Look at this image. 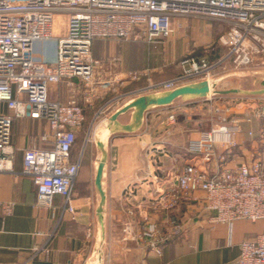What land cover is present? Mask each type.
<instances>
[{"label": "built area", "instance_id": "built-area-1", "mask_svg": "<svg viewBox=\"0 0 264 264\" xmlns=\"http://www.w3.org/2000/svg\"><path fill=\"white\" fill-rule=\"evenodd\" d=\"M187 16L229 23L230 29L219 38L222 44L231 46L229 54L213 62L206 57H185L179 63L178 74L128 93L119 92V87L148 75V68L124 70L120 56L107 59L92 56L95 40L140 39L154 43L173 35V18ZM50 42L54 43L53 53ZM254 51L264 66V0H0V173L30 177L39 207H50L55 195L62 196L66 210L74 217L71 196L79 162L71 161V149L85 120L84 105L93 108L102 99L84 133L86 144L94 141L98 125L121 108L127 97L205 80L209 86L205 97L209 99L217 94L214 88L217 79L213 76L225 58L233 53L239 64L250 65ZM49 54L51 60L47 58ZM75 79L81 90L66 101L49 97L50 84L67 81L74 86ZM108 92L112 95L106 97ZM216 110L222 113L218 121L190 138L184 147L201 164L215 159L216 171L210 174L197 163H187L174 181L155 190L148 205L164 213L180 205L197 208L199 214L213 223L262 221L263 228L256 237L241 242L240 254L232 264H264V159L226 166L225 156L216 155V145L224 149L236 146L242 119L230 120L223 110ZM263 115L264 107L243 121L251 122ZM24 118L44 120L46 128L39 135L42 146L29 142L22 148V169L18 172L13 168L16 146L12 141V125L15 119ZM167 119L173 122L174 114ZM1 209L9 215L12 202L2 203ZM168 223L167 231L160 233L155 221L145 219L144 225L136 229L127 219L121 229V240L145 239L159 255V245L184 228V221L174 216H169ZM54 233V230L44 233V243L35 246L33 252L49 254ZM95 252L93 264H103L97 251L91 255Z\"/></svg>", "mask_w": 264, "mask_h": 264}, {"label": "crops", "instance_id": "crops-1", "mask_svg": "<svg viewBox=\"0 0 264 264\" xmlns=\"http://www.w3.org/2000/svg\"><path fill=\"white\" fill-rule=\"evenodd\" d=\"M108 41L98 39L93 42L94 58L103 57L104 53L112 54L106 47ZM51 57L52 54L47 56L50 60ZM123 68L133 70L127 63ZM148 70L144 80L125 82L118 91L128 93L152 81L163 80L154 76L152 71L156 68ZM74 81V86L67 81L50 84L49 97L66 101L76 90H81L79 82ZM256 88L243 96L245 101L239 105L242 109L238 111L231 107L225 112L230 120L242 119V131L236 137L238 144L229 149L216 145V155L225 156L227 167L264 159V115L251 122L243 121L264 107V82H259ZM232 93L239 92L226 94ZM111 95L112 92H108L106 97ZM132 99L133 96L127 97L121 107ZM199 99L202 104L208 100L207 97H178L168 105L149 107L138 122L134 117L135 109L130 108L115 119L104 120L95 131L94 141L86 144L83 141L78 154L74 153V145L71 161L79 162L71 196L74 217L66 210L62 196L55 195L50 207H39L36 205V187L30 177L0 173V264H85L93 251H97L103 264H232L240 254L241 242L255 238L263 228L262 221L242 219L231 225L213 223L199 214L197 208L180 205L172 212L164 213L148 205L155 190L174 181L187 163H197L210 174L218 167L215 159L201 164L197 157L184 150L190 138L208 130L214 123L209 128H201L202 121L193 120L192 126L185 130L180 122H176L178 109L187 104L184 109L200 110ZM78 102L82 104L79 98ZM101 103L102 99L97 100L89 111L93 112ZM171 113L174 114L173 122L167 119ZM88 126L82 124L76 141L78 134L85 133ZM129 126L131 128L126 130ZM45 128L44 120L27 118L12 125L15 171L22 169V148L27 143L42 146L39 135ZM101 160L104 165L98 187L95 178ZM4 202L13 204L9 215L1 209ZM169 216L183 220L184 228L180 234L159 245V255L145 239L121 240V229L127 219L136 229L144 225L145 219L155 221L159 232L165 233ZM51 230L55 233L49 254H35L33 248L42 245L43 234Z\"/></svg>", "mask_w": 264, "mask_h": 264}, {"label": "rangeland", "instance_id": "rangeland-1", "mask_svg": "<svg viewBox=\"0 0 264 264\" xmlns=\"http://www.w3.org/2000/svg\"><path fill=\"white\" fill-rule=\"evenodd\" d=\"M64 21V17L61 22ZM171 24L175 27V32L168 38L160 39L154 43H147L143 40H110L106 42L107 49L111 55L103 54V57L97 59H107L109 56H120L123 65L127 63L133 70H142L145 68H156L152 71L158 79L170 78L180 72V61L189 56L206 57L213 62L218 58L229 54L231 46L222 44L219 41L221 35L230 29V24L218 19L187 16L176 17L171 20ZM180 24V27H177ZM51 53L54 50V43L50 42ZM253 62L250 65L239 64L236 61V55L233 53L226 57L224 62L215 70L214 79L216 91L238 90L237 93L220 94L217 93L207 101L197 100L202 106L200 110L182 109L177 111V120L183 125V129H189L193 120H201V128H209L212 123L218 121L222 113H218L216 108L226 112L227 109L233 107L240 110L245 100L243 96L249 94L248 91L256 90L259 82H264V67L260 66V56L257 52H252ZM93 56L94 53H93ZM141 80H144L142 77ZM231 93V92H230ZM236 113H238L236 111ZM92 111L85 114L86 126L89 125ZM99 123V119L95 125ZM99 125H102L101 123ZM84 141V132H80L74 146V153L81 151ZM95 254L85 260V264H93Z\"/></svg>", "mask_w": 264, "mask_h": 264}, {"label": "water", "instance_id": "water-1", "mask_svg": "<svg viewBox=\"0 0 264 264\" xmlns=\"http://www.w3.org/2000/svg\"><path fill=\"white\" fill-rule=\"evenodd\" d=\"M237 91L238 90L234 89L230 91H223V92L216 91V92L217 93H230V92H237ZM208 93H209L208 83L207 81L202 80L198 82L185 84V85L176 87L168 91L140 95V96L133 98L128 104L122 106L121 108L113 112L108 118V120L115 119L118 114L125 112L130 108H134L135 109L134 111L135 121L138 122L141 119L144 111L149 107L168 105L172 103L178 97H188V98H196V97L198 98L199 97L201 98V97L207 96ZM130 128H131L130 126L126 127V130H129ZM98 143L100 142L98 141ZM103 165H104V160H101L97 167L95 182L98 187H100V179H101Z\"/></svg>", "mask_w": 264, "mask_h": 264}, {"label": "trees", "instance_id": "trees-1", "mask_svg": "<svg viewBox=\"0 0 264 264\" xmlns=\"http://www.w3.org/2000/svg\"><path fill=\"white\" fill-rule=\"evenodd\" d=\"M89 110H90V108L88 107V106H83V111H84V114H87V112H89ZM17 120H19V119H15L14 121H13V125H14V123L17 121ZM83 125H85L86 126V118H85V120H84V122H83ZM76 144V140H75V143H74V145ZM73 145V146H74ZM73 146H72V148H73ZM72 150V149H71Z\"/></svg>", "mask_w": 264, "mask_h": 264}, {"label": "bare ground", "instance_id": "bare-ground-1", "mask_svg": "<svg viewBox=\"0 0 264 264\" xmlns=\"http://www.w3.org/2000/svg\"><path fill=\"white\" fill-rule=\"evenodd\" d=\"M99 126H100V125H98V127H97V129H98V130H99V128H100ZM97 129H96V130H97ZM104 130H106V129L104 128ZM100 136L103 138V136H102V135H100Z\"/></svg>", "mask_w": 264, "mask_h": 264}]
</instances>
